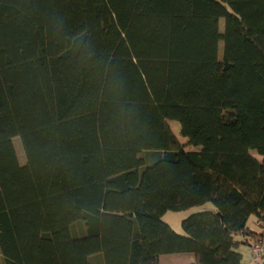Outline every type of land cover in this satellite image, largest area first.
I'll list each match as a JSON object with an SVG mask.
<instances>
[{"label":"trees","instance_id":"obj_1","mask_svg":"<svg viewBox=\"0 0 264 264\" xmlns=\"http://www.w3.org/2000/svg\"><path fill=\"white\" fill-rule=\"evenodd\" d=\"M260 242L264 0H0V264H264Z\"/></svg>","mask_w":264,"mask_h":264},{"label":"rangeland","instance_id":"obj_2","mask_svg":"<svg viewBox=\"0 0 264 264\" xmlns=\"http://www.w3.org/2000/svg\"><path fill=\"white\" fill-rule=\"evenodd\" d=\"M221 28V22L220 21H214L213 24V30L216 33V31H219ZM212 38V54L214 57H219L221 55V44L217 36ZM232 110H224L223 111V119L226 121L232 120ZM174 126V123H172ZM176 127V126H175ZM178 129V126H177ZM7 148L9 151V154L14 162L17 163H23L25 161V151L24 146L20 138L16 137L10 141L7 142ZM253 153L258 156H260V153L256 150H253ZM207 209H214L213 203H206L202 206H195L189 209L174 211V210H168L164 215V220L171 224V226L178 232L182 233V220L188 216H190L192 213L199 212L202 210ZM250 226L253 228H260L259 225L255 223V217H252L249 221ZM240 251L244 254V261L249 264H255L252 262L251 259V247L247 245H241ZM88 258L80 259L78 260V264H87ZM161 264H194L192 263L190 256L185 254H172V255H164L161 258Z\"/></svg>","mask_w":264,"mask_h":264},{"label":"built area","instance_id":"obj_3","mask_svg":"<svg viewBox=\"0 0 264 264\" xmlns=\"http://www.w3.org/2000/svg\"><path fill=\"white\" fill-rule=\"evenodd\" d=\"M254 259L259 261L261 259L262 254L264 253V243L260 242L258 245L252 248Z\"/></svg>","mask_w":264,"mask_h":264},{"label":"crops","instance_id":"obj_4","mask_svg":"<svg viewBox=\"0 0 264 264\" xmlns=\"http://www.w3.org/2000/svg\"><path fill=\"white\" fill-rule=\"evenodd\" d=\"M190 259H191L192 263H194V260H193V258L191 256H190Z\"/></svg>","mask_w":264,"mask_h":264}]
</instances>
